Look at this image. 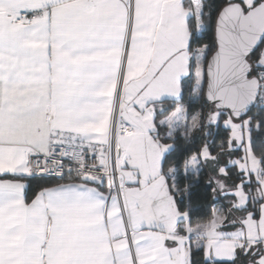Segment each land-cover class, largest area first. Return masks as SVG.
Masks as SVG:
<instances>
[{"label":"crops","instance_id":"1","mask_svg":"<svg viewBox=\"0 0 264 264\" xmlns=\"http://www.w3.org/2000/svg\"><path fill=\"white\" fill-rule=\"evenodd\" d=\"M242 1L245 7L256 2ZM203 2L132 0L128 7L125 0H0V173H7L0 175V264H191L196 248L205 260L264 258V169L250 126L229 133L228 151L193 153L182 166L197 172L203 158L218 174L219 192L235 195L233 209L216 207L209 221L192 224L179 206L177 168L163 171L175 133L189 132L183 103L164 112L193 73L191 21L200 34ZM34 10L43 14L20 21L13 15ZM121 79L127 109L139 112L143 102L150 116L140 126L122 113L133 130L120 138L127 139L126 213L105 181L90 176L56 181L28 200L27 154L47 152L53 134L75 135L106 159ZM227 164H236L244 184L258 183L252 192L261 188L257 215L240 211L251 191L226 183ZM245 215L250 225L241 223Z\"/></svg>","mask_w":264,"mask_h":264},{"label":"trees","instance_id":"2","mask_svg":"<svg viewBox=\"0 0 264 264\" xmlns=\"http://www.w3.org/2000/svg\"><path fill=\"white\" fill-rule=\"evenodd\" d=\"M230 1L234 0H204L203 17L206 24L200 34L195 33L193 21H191V28L193 31L191 36V48L198 51V49L203 47L205 50L203 58V82L197 90L193 86V73L185 77L182 80L183 92L181 98L179 100H172V106L168 107L164 112H170L177 102H181L186 107L189 121L191 118L195 119L194 126L188 133L186 132L187 134H183L184 132L181 130L175 133L173 147L166 153L163 161L164 172L169 171L171 167L177 168L175 182L176 186L180 188L179 195L177 194L179 206L181 209L188 210L190 222L192 224L209 221L216 207H222L224 209L234 208L232 203L235 200V195L230 192L223 194L219 192L216 185V174L206 165L203 158L201 159V168L197 172H183L182 170L185 159L193 153H200L204 145H207L212 154H222L229 150L230 128L223 124V120L228 114L230 115V113L227 110L217 109L220 113L219 118L216 122L211 120L210 113L211 109L214 107L211 106L205 98L204 91L207 81L206 63L209 56L216 48L215 20L222 6ZM240 1L243 3L242 0ZM258 1L259 0H256L255 3ZM245 8L247 9L248 7ZM263 47L264 42L249 56V60L252 64V74L257 75L258 73V62ZM249 116L252 149L255 155L260 158L264 169V112L259 109L257 103H255L246 117ZM71 177L80 179V176L76 175ZM221 177L228 184H237L244 179L243 173L238 170L236 164H227L226 171L221 174ZM27 179L29 184L27 190L28 200H30L41 188L51 185L56 181H60L56 178L37 175L32 178L28 176ZM257 184V182L252 181L245 183L244 187L247 190L251 188L253 190L254 186ZM258 207L259 203L253 202V192L251 191L249 204L245 207H241L240 211H253L257 215L259 212ZM237 222L238 220H236V223ZM191 258V264H239L238 259L231 261L205 260L202 248L193 249Z\"/></svg>","mask_w":264,"mask_h":264},{"label":"water","instance_id":"3","mask_svg":"<svg viewBox=\"0 0 264 264\" xmlns=\"http://www.w3.org/2000/svg\"><path fill=\"white\" fill-rule=\"evenodd\" d=\"M215 41L216 48L206 63L205 98L214 108L229 111L233 118H244L260 91V79L252 74L249 56L264 42V0L247 9L238 0L222 6L215 20ZM261 198L257 186L253 202Z\"/></svg>","mask_w":264,"mask_h":264},{"label":"built area","instance_id":"4","mask_svg":"<svg viewBox=\"0 0 264 264\" xmlns=\"http://www.w3.org/2000/svg\"><path fill=\"white\" fill-rule=\"evenodd\" d=\"M125 1L127 6L131 7L132 0ZM41 14H43V10L13 13L14 17L19 21L23 18L31 19ZM257 76L260 79V91L256 103L259 109L264 112V67H258ZM124 85V81L121 79L114 93V107L109 136L105 146V160L85 140L71 134H61L59 136L53 134L47 152H28L27 167L29 172H50L54 175L45 177L51 178H56L63 174V178L59 180L76 175L80 177L90 176L94 179L105 181L108 191L119 199L121 210L126 213V178L123 170L124 157L120 138L124 135H131L133 130L122 117ZM133 233L134 230L127 227L126 236L132 238Z\"/></svg>","mask_w":264,"mask_h":264},{"label":"rangeland","instance_id":"5","mask_svg":"<svg viewBox=\"0 0 264 264\" xmlns=\"http://www.w3.org/2000/svg\"><path fill=\"white\" fill-rule=\"evenodd\" d=\"M204 51H205L204 48L201 47L200 49H198V51L196 50L195 53H194L195 62H194V66H193L194 67L193 68V76H194V85L193 86L197 90H198V88H200V86L202 85V82H203V58H204ZM180 94H181V92L178 95L180 96ZM178 95H177V92H176V96L175 97H179ZM140 104H141V110L139 112L134 113L135 110L127 109V104H126L125 100H123V102H122V113H123V116L125 114H127L129 117L134 118L136 121L139 119L140 126H145V125H147L146 121L149 122L150 116L148 115V112L145 111V104L146 103L144 105H142L143 102H141ZM176 112L173 114V116H176V114H178ZM219 116H220V113H219V111L217 109H215V108L211 109V113H210V119L211 120L214 121L215 118L217 120L219 118ZM194 120L195 119L191 118V120L189 121V127H188L189 131L194 126V123H195ZM142 123H143V125H142ZM249 123H250V116L249 117H244L242 119H235L231 115L228 114L223 120V124L231 129L230 132L232 134H236L237 133L239 135L242 134V129H241L242 124H244L245 127H246V130H248ZM126 140L125 139L121 140V144H122V147H123V154H125V152H126V144L124 143V141H126ZM165 146L168 147L167 144H165ZM200 152H201L200 154L203 156V158L206 157L207 154H211L209 152V150H208L207 145H204L202 147V149L200 150ZM123 170H124V175H125V178H126L127 168L123 167ZM216 176H218V174ZM216 176H215V178H216ZM246 181H248V180H246ZM126 184H127V178H126ZM243 184H244V182H242V181L239 182V190H242V192H243V187H241V186H243ZM250 216L251 215H245V217L241 218L240 219L241 223H245V225H247V224L250 225V222L252 220L250 218ZM252 223H253V221H252ZM254 260L256 261V262H253L254 264H261V263L263 264V262H264V258L262 256H258V255H256L254 257Z\"/></svg>","mask_w":264,"mask_h":264},{"label":"snow or ice","instance_id":"6","mask_svg":"<svg viewBox=\"0 0 264 264\" xmlns=\"http://www.w3.org/2000/svg\"><path fill=\"white\" fill-rule=\"evenodd\" d=\"M258 67H264V63H259L258 62ZM7 173H0V175H6ZM27 175L32 178L33 176H36V175H40V176H49V175H54L53 173H50V172H39V173H27ZM57 179H62L63 178V174L59 175L56 177ZM83 179H88V178H83ZM40 193L38 192L37 195H39ZM35 202V199L34 201Z\"/></svg>","mask_w":264,"mask_h":264},{"label":"flooded vegetation","instance_id":"7","mask_svg":"<svg viewBox=\"0 0 264 264\" xmlns=\"http://www.w3.org/2000/svg\"><path fill=\"white\" fill-rule=\"evenodd\" d=\"M246 264H247V262H246Z\"/></svg>","mask_w":264,"mask_h":264}]
</instances>
